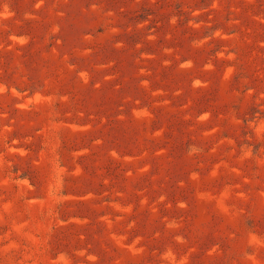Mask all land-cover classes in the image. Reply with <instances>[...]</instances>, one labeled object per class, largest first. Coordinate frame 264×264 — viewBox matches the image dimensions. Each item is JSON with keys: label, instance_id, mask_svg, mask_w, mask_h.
<instances>
[{"label": "rangeland", "instance_id": "1", "mask_svg": "<svg viewBox=\"0 0 264 264\" xmlns=\"http://www.w3.org/2000/svg\"><path fill=\"white\" fill-rule=\"evenodd\" d=\"M0 264H264V0H0Z\"/></svg>", "mask_w": 264, "mask_h": 264}]
</instances>
